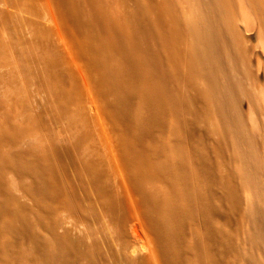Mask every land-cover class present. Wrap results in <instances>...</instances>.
Wrapping results in <instances>:
<instances>
[{
  "label": "rangeland",
  "instance_id": "obj_1",
  "mask_svg": "<svg viewBox=\"0 0 264 264\" xmlns=\"http://www.w3.org/2000/svg\"><path fill=\"white\" fill-rule=\"evenodd\" d=\"M65 1L0 0V129L15 132L0 143V152L27 158L44 151L62 190L58 187L55 201L46 200L51 205L43 214L29 191L33 176L13 169L4 172L2 189L11 196L13 208L24 209L17 224L28 235L2 233L6 243L1 256H9L13 263L14 252H20L29 256H21L20 264L33 263L34 256L28 254L35 246L54 244L63 237L80 252L76 264H174L168 261L152 225L149 202L169 200L172 178L159 165L184 146L193 155L190 169L209 171L195 185L211 198L215 212L211 222L224 231L227 244L209 239L205 217L197 212L185 226L177 264H203L208 249L216 258H212L214 264H264V85L258 84L264 81V73L227 58L229 74L219 78L217 93L227 96L236 86L243 96L239 118L225 121L218 104L201 92L207 75L193 67L189 55L193 42L222 33L221 23L217 25L218 0H97L104 13L122 26L115 41L118 47L133 36L143 43L150 36L159 39L160 8L166 11L165 24L176 32L164 60L185 101L189 126L179 131L174 127L175 116L166 115L167 123L153 126L144 137L145 162L139 168L133 166L128 152L127 134L132 127L123 119L118 122L110 109L117 92L108 89L88 63L106 47L96 39L88 44ZM76 1L82 16L89 18L90 5ZM242 16L249 23L248 12L244 10ZM253 50L254 55H263L257 44ZM239 149L254 163L251 170L246 169ZM201 153L203 159H199ZM250 177L256 179L257 188L244 182ZM140 221L143 239L133 232Z\"/></svg>",
  "mask_w": 264,
  "mask_h": 264
},
{
  "label": "bare ground",
  "instance_id": "obj_2",
  "mask_svg": "<svg viewBox=\"0 0 264 264\" xmlns=\"http://www.w3.org/2000/svg\"><path fill=\"white\" fill-rule=\"evenodd\" d=\"M85 1L91 8L89 18L86 19L88 14H85V20L81 18L84 11L81 13V7H79L76 0H66L65 7L70 12L75 25L83 31L82 33L88 39V44L96 39L100 40L106 47L103 54L93 55L88 63L99 72L104 85L108 89L117 92V97L110 109L113 117L117 118L118 122L123 119L130 129L132 127V130H129L127 134L128 152L133 166L139 168L145 162V151L141 147L144 137L150 135L148 132L151 128L161 123L164 118L166 119V115L170 116L169 114H172L175 116L174 127L179 131H186L189 126L185 117V101L174 84V72L164 60L165 51L170 49L171 44L177 39L176 32L174 28L167 27L163 20L166 11L164 8H160L156 20L159 28V39L155 40L150 36L143 43L138 37L133 36L124 46L118 47L115 41L118 32L122 30V26H119V23L116 24L114 19L109 18L104 13L97 0ZM87 3L84 5L87 6ZM86 8L88 9L89 6ZM217 8L221 11V17L217 19V25L221 23L222 33L201 43L193 42V49H189V55L193 60V67L200 72L204 71L207 75L206 84L201 92L207 94L218 104L223 119L227 121L239 118L241 103L239 99L240 96H243L239 89H235L236 86L227 96H221L217 93L219 78L226 77L229 74L230 66L227 58H231L232 64H245L254 70L260 68L264 73V0H218ZM244 10L248 12L249 23L242 16ZM59 20L55 18L54 23L60 31L63 27L58 22ZM175 24L180 23L175 21ZM90 29L93 32H90ZM255 44L259 46L263 55H254ZM263 82L259 81V86L264 85ZM136 115H139V117L134 122ZM237 122L236 130L240 131V121ZM3 129H0V143L3 140L11 139L15 134L14 131L6 132V129ZM42 150H45V148H42ZM4 151L0 152V251L6 243V235L2 239V233H17L21 237L28 235L25 227L22 228L23 226L20 227L17 224V217L24 215V209L22 207L13 208L14 203H12L11 196L2 189L4 172L7 169H13L17 174L30 173L33 176L29 191L33 193L43 214L49 210V205H51V203L48 205L47 201H51L50 199L55 201L60 188V184L58 186L59 182L57 183L58 179L56 180L55 170L44 151L36 152L35 155L27 157L29 153L34 152V150L31 152L29 150L28 154H25L27 158L21 156V153L16 155V153L9 154L10 151L8 150H6L8 153ZM42 153H45L47 157ZM238 153L243 158L246 169L251 170L254 163L247 158L243 150L239 149ZM238 155L237 157H239ZM192 156L184 146H180L174 151L171 159L159 165L160 171H166L171 175V195L169 200L157 201L150 199L149 202L152 225L164 244L168 261L174 264L178 263L182 254L185 226L198 214L197 212L202 213L205 217L209 239L218 244H220V241L227 244L224 231L215 226V222L212 221L213 224L211 222L212 214L215 213L214 207L210 203L211 198H209L207 192H203L195 185L196 180L208 176L209 171L207 168L202 167L193 172L189 164ZM199 159H203L202 153ZM244 182L248 183L247 186L253 185L257 188L255 178H247ZM244 185L242 184V186ZM244 187L250 190V188ZM241 189L240 191L243 192ZM233 193V191L229 192L232 198H234ZM5 216L9 219H4ZM143 226L141 221L133 226L134 236L145 238ZM229 248L231 247L227 249ZM224 252L226 251L224 250ZM28 255L34 256L35 261L33 263L27 261V264H76V258L80 255V252L75 245L62 237L58 238L54 244H38L35 246L33 253L31 252ZM21 256L23 258L29 257L24 253L14 252L16 260L13 263H10L9 256L2 257L0 254V259L2 264H20L19 259ZM213 257L215 258L213 252L209 249L206 250L203 264H214L212 260L215 261L216 258L212 259ZM215 263L218 264V262Z\"/></svg>",
  "mask_w": 264,
  "mask_h": 264
}]
</instances>
